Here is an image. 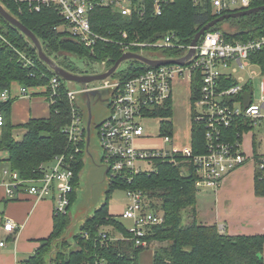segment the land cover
Wrapping results in <instances>:
<instances>
[{"label": "trees", "instance_id": "1", "mask_svg": "<svg viewBox=\"0 0 264 264\" xmlns=\"http://www.w3.org/2000/svg\"><path fill=\"white\" fill-rule=\"evenodd\" d=\"M154 0H135L137 6L144 5L143 17L122 15L116 9L98 7L91 15L93 32L102 39L93 49L72 39L67 31L61 30L66 22L61 18L55 6L41 5L36 0H0L12 16L34 33L41 43L44 53L64 70L77 75L100 74L94 70H82L74 63V57L93 65H106V71L112 68L125 53V46L131 42L155 44L170 34H175L184 45H191L196 34L208 23L217 19L211 7L204 0H170L163 6L161 15L154 13ZM264 6V0L253 8ZM233 23L234 34L229 38L249 39L264 33V11L250 16L229 19L210 29H223L225 23ZM126 35V37H124ZM132 52L150 59H174L181 52L157 47L131 48ZM69 55H72L69 56ZM31 59L33 66L26 65L22 57ZM127 67L117 71L111 79L121 82L135 78L151 67L137 60L126 61ZM103 73V72H102ZM56 74L43 63L31 42L20 30L13 27L0 15V94L11 91L15 84L23 88H45L44 95L50 94V79ZM60 80L59 94L55 104H50V116L31 119L23 125L26 134L17 141L13 137L15 126L10 120L13 100L0 103V113L6 123L0 138V150L9 153L7 161L11 171L18 172L24 180L39 179L44 169L55 158L65 155L71 160L74 172L73 192L66 214L55 213L52 234L40 241L35 254L23 264H141L140 255L148 247H138L131 239L132 235L125 227L120 216L110 213L112 194L116 189L140 191L147 199L148 208L164 215V222L150 226L147 231L149 245L154 242L165 245L153 252L152 264H264V234L231 235L222 232L218 225H204L198 221L197 188L198 176L192 161L182 155L176 163L169 158H155L152 168L130 176H118L109 181L103 204L88 216L73 240L62 237L71 227L73 217L71 209L77 201L81 176L85 168L84 140L78 142L81 149L69 141L65 129L72 121V108L68 92L70 83ZM199 79L191 87L192 130L191 146L196 156L208 151L206 129L195 121L193 109L199 98ZM161 118L160 136H174L173 99L151 113ZM237 129H232L230 140L234 139ZM237 133V132H236ZM18 191L27 192L25 188ZM29 194V193H28ZM255 194L264 197V180L255 172ZM188 216L189 221L185 218ZM112 228L114 231L105 230ZM124 238H115L113 234ZM106 236V238L103 237ZM54 252L51 262L50 254Z\"/></svg>", "mask_w": 264, "mask_h": 264}, {"label": "built area", "instance_id": "2", "mask_svg": "<svg viewBox=\"0 0 264 264\" xmlns=\"http://www.w3.org/2000/svg\"><path fill=\"white\" fill-rule=\"evenodd\" d=\"M41 5L55 6L61 18L66 22L64 31L69 36L93 49L97 41L102 39L93 32L91 15L96 8H114L122 15L131 17L134 14L143 17L146 13L144 5L137 6L135 0H36ZM201 0H195L199 3ZM204 1V0H203ZM211 7L213 15L220 18L224 15L243 12L252 9L253 5L263 0H205ZM154 13L161 15L163 6L170 0H154ZM230 28V30L228 29ZM236 31L231 25L223 29L207 31L195 47V54L183 64H167L151 67L141 75L121 82L111 78L102 81V88L116 87L110 106V118L98 129L101 147L104 150V163L110 166L107 179L118 176H130L140 172H148L155 158H169L176 163L177 156L182 155L192 161L198 176L197 188L216 191L224 179L252 162L260 180H264V154L256 149V129L264 122V83L263 97L260 103H255L254 80L237 77L240 71L256 66L264 77V33L249 39L229 38ZM126 37V35H124ZM157 47L173 49L181 52L174 59L181 60L190 54L191 45H184L175 34H170L159 42L151 45L131 42L125 46V53L131 48ZM26 65L33 66L31 59L22 57ZM59 76L50 79V94L48 101L55 104L59 94ZM185 79L192 87L193 81L199 79V98L194 104L195 121L206 129L205 137L208 151L196 156L191 144L183 150L171 147V150L143 149L137 141L146 138L144 121L151 113L162 109L168 100L173 99V89L177 81ZM100 88V87H99ZM96 89L90 87L86 90ZM22 94L27 95L28 89L22 88ZM10 91L0 94V103L9 100ZM77 92L70 90L68 97L72 108V121L65 129L69 141L79 153L78 142L84 140L85 129L81 109L76 102ZM4 116L0 113V127L4 125ZM232 129H237L233 140H230ZM249 135L251 152L247 151V136ZM165 144L173 143V138H163ZM262 142L259 143L262 147ZM71 160L62 155L54 160V167L48 165L39 179L24 180L18 172L10 169L4 171V184L8 196H14L19 188L39 200L51 198L55 202L57 213L66 214L73 192L74 172ZM146 163L150 168L143 169L140 164ZM129 204L120 215L122 220H129L132 226L128 229L132 240L138 247H148L145 237L150 226L164 222L161 212L148 208L146 197L140 191H126ZM6 232L15 234L19 226L12 220H6L3 225ZM106 238L105 235H103ZM122 238H124L122 236ZM4 247L5 242H0ZM104 264V263H97Z\"/></svg>", "mask_w": 264, "mask_h": 264}, {"label": "crops", "instance_id": "3", "mask_svg": "<svg viewBox=\"0 0 264 264\" xmlns=\"http://www.w3.org/2000/svg\"><path fill=\"white\" fill-rule=\"evenodd\" d=\"M181 82L189 85L192 91L191 84L185 79L179 80L176 85ZM22 88L15 84L9 94V99L13 100L10 120L15 126L13 137L17 141L22 140L26 134L23 125L31 119L50 116V103L44 95L46 89H28V94L23 95ZM190 108L192 130L191 96ZM81 113L83 115L82 111ZM2 134L3 126L0 127V138ZM137 145L139 146L138 143ZM251 150L250 139L247 138V151L250 153ZM9 157L8 152L0 150V242H5L4 247L0 246V264H23L35 254L40 247V241L52 234L56 209L51 198L39 200L18 190L12 197L7 195L4 171L9 169ZM128 204L127 198L121 201L112 200L110 213L120 216ZM200 205L199 207L197 200L198 221L204 225H218L222 232L231 235L264 234V197L255 194V166L252 162L229 174L216 191L204 190ZM6 220H12L19 226L15 234L3 229ZM119 237L122 238V235L118 233L115 238Z\"/></svg>", "mask_w": 264, "mask_h": 264}, {"label": "rangeland", "instance_id": "4", "mask_svg": "<svg viewBox=\"0 0 264 264\" xmlns=\"http://www.w3.org/2000/svg\"><path fill=\"white\" fill-rule=\"evenodd\" d=\"M225 25H231L233 27V23H225ZM235 28V27H234ZM63 30V27H60ZM230 30V28L228 27ZM236 29V28H235ZM36 48V47H35ZM72 57V55H69ZM74 63L82 70H94L96 72L102 73L106 72V65H93L88 64L86 61L80 60L74 57ZM127 67V63H122L118 69L121 71ZM242 79H250L251 77L254 80V90H255V103H260L263 97L262 86L264 83V77L261 74V70L256 66H250L245 70L239 72L236 75ZM178 82V81H177ZM176 82V83H177ZM72 90L77 93L84 92L85 88L78 83H70ZM90 89L92 87H96L97 89H103L101 82H95L89 85ZM100 87V88H99ZM95 90V89H92ZM191 91L189 85L184 84L183 82L175 84L173 89V102H174V116L171 119L174 124V136L173 143L165 144L164 139L160 136V126H161V118H149L144 121V126L146 129V138L140 139L137 141L139 146L143 149H163L166 151L171 150L172 145L183 150L190 144L191 141V108H190V96ZM108 95L106 93H102L100 95H96L92 97V108H93V122H92V140H91V149L98 160V163H94L92 159L85 155V168L81 176L80 188L78 190V198L76 203L71 209L73 221V226L68 231L67 238L69 240H73V237L77 235L80 231V227L84 221V217L87 215L89 210L90 215H92L95 210H97L105 200V193L109 187V181L104 180L105 166L104 161H101V140L99 136L98 126L100 123L108 117V112L104 106V100H106ZM77 103H79V107L83 112L84 117H86V122L88 121V104L86 97L78 96ZM83 126L84 123H83ZM85 129V127H84ZM256 149L261 154H264V122L261 127L256 129ZM249 138V135H246ZM263 143L262 147H260L259 143ZM141 168L148 169L150 168L148 164L142 163L140 164ZM50 168L54 167V162H52L49 166ZM203 192V193H202ZM204 194V190H202L198 194V204L199 207L201 198ZM127 198L126 191L121 189H116L112 194V200L121 201ZM111 200V201H112ZM91 206V208H90ZM187 220L188 216L186 215ZM123 224L127 229L132 226V222L129 220H122ZM110 228V227H109ZM107 230V229H105ZM110 232L114 231L113 229H109ZM115 233V232H114ZM114 237L118 235V233L113 234ZM165 245L162 243L154 242L152 245H149L147 250L144 251L140 255V263L141 264H152L153 252L155 249H158L160 246Z\"/></svg>", "mask_w": 264, "mask_h": 264}, {"label": "water", "instance_id": "5", "mask_svg": "<svg viewBox=\"0 0 264 264\" xmlns=\"http://www.w3.org/2000/svg\"><path fill=\"white\" fill-rule=\"evenodd\" d=\"M263 11H264V6H261V7L253 8V9L243 11V12L224 15V16L217 18L214 21L208 23L196 34V36H195V38L191 44L192 50L190 51V54L181 60H165V59L155 60V59H150V58H148L144 55L138 54V53L126 52L115 63V65L106 72L96 74V75H77V74H73V73H70V72L64 70L63 68L58 66L51 58H49L44 53L42 46H41V43L38 40V38L34 35V33L32 31H30L27 27H25L17 18H15L8 11H6L4 6L0 3V15L7 22H9L13 27L20 30L31 42H33L34 46L38 50L40 60L43 63H45L47 66H49V68L51 70H53V72L57 76L62 78L63 80H65L69 83H78L85 88L84 92H80V93L76 94V102H77L78 96H82L83 98L86 97L89 115H88V121L87 122H86V117H84V125H85L84 127H85V132H86L85 155L89 157L87 159L91 158L95 164L98 163V160L94 156L92 149H91L92 122H93V117H94L93 108H92V97H94L96 95H100L103 92L108 95L107 99L104 100L103 102H104V106H105L109 115L105 120H103L100 123V125L98 126V128H99L105 121H107L110 118V114H111L110 106L112 104L113 95H114L115 91L117 90V88L116 87H110V88H103L101 90L100 89L86 90L90 84L95 83V82H102V81H105V80L111 78L118 71L120 65L126 61H129V60H137V61H140V62H142V63H144L150 67H158V66H163V65H167V64H183L184 62L188 61L195 54V47L198 45L200 38L202 37V35L205 34V32L209 31L211 28H213V27L217 26L219 23H222V22L229 20V19L242 18V17L253 15V14H257L259 12H263ZM77 105L79 106V103H77ZM103 160H104V150L102 149L101 150V161L103 162ZM104 166L106 168L105 173H104V180L106 181V180H108L107 177H108V174H109L111 168L107 164H104ZM90 208H91V206H90ZM90 212L88 210L87 215L84 217V220L88 216H90ZM72 226H73V224L71 225V227ZM71 227L66 231L65 236L62 237L61 240L67 238L68 231L71 229ZM55 251H56V245H54L53 252L50 254V260H49L50 262H51L52 256H53Z\"/></svg>", "mask_w": 264, "mask_h": 264}]
</instances>
